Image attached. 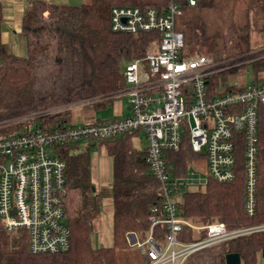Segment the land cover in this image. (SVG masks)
<instances>
[{"label":"trees","instance_id":"16d2710c","mask_svg":"<svg viewBox=\"0 0 264 264\" xmlns=\"http://www.w3.org/2000/svg\"><path fill=\"white\" fill-rule=\"evenodd\" d=\"M168 1L85 0L80 4H48L45 0H27L22 20L26 53L22 55L10 51L1 42L4 17L0 2V122L42 111L38 124L52 131L78 123L73 120L72 109L67 108L70 105L95 110L112 106L127 89L123 65L145 57L161 42L158 30L137 34L112 30V7L163 9ZM182 8L177 29L184 33L187 54L211 55L218 63V70L207 80L210 91L226 93L245 88L232 83L231 78L246 65L254 70V83L263 81L264 49L256 50L251 39L255 33H264V0H200L194 7L184 1ZM224 9L230 34L207 20L210 10L223 13ZM45 12H49L48 20ZM52 47L59 81L51 91L43 92L41 55ZM258 116L255 214L250 216L246 209L244 145L240 142L234 180L210 179L203 187H187L177 192L176 203L184 220L193 225L219 221L229 230L264 223V104ZM6 130L0 129V133ZM140 134V130H126L99 140L65 141L57 145L56 154L66 162L63 204L71 231V248L60 253L34 254L25 233H9L0 225V264H146L143 257L130 252L134 246L130 245L128 235L133 233L146 239L152 226L151 217H163V196L161 184L147 161V147L134 146L133 139ZM95 149L103 150L112 160L109 190H98L93 182L91 153ZM165 158L168 171L178 179L187 177L189 165L199 161L203 165L205 160L203 154L193 151L187 133L179 149L166 151ZM106 196L113 199V244L95 246V223ZM153 235L165 244L167 226L156 224ZM203 236L205 232L200 235ZM177 239L186 243L194 241L195 230L183 224ZM229 253L240 254L242 264H260L259 258L264 260V231L226 241L221 264H226Z\"/></svg>","mask_w":264,"mask_h":264},{"label":"built area","instance_id":"2783aa9c","mask_svg":"<svg viewBox=\"0 0 264 264\" xmlns=\"http://www.w3.org/2000/svg\"><path fill=\"white\" fill-rule=\"evenodd\" d=\"M184 1L194 7L200 0H169L163 9H111L114 31L161 32L155 50L123 65L127 89L122 96L130 100V115L52 131L39 126L42 111L0 122V129L7 128L0 133V225L9 233H25L32 253L66 252L72 244L63 204L66 162L56 154V146L65 141L99 140L126 130L146 134L147 161L162 187L163 217H151L146 239L128 235L130 245L140 249L146 264H185L197 252L264 231V223L229 230L223 222L193 225L179 215L176 195L180 189L203 187L210 179H235L240 142L244 145L246 209L250 216L255 214L258 113L264 104V81L226 93L208 89V77L218 70V63L207 54H187L184 33L177 29ZM186 133L193 151L203 154L205 160L201 167L198 164L199 169L189 165L186 178H173L165 152L178 150ZM159 223L168 229L165 244L153 235V227ZM183 224L195 230L194 241L177 239ZM203 232L205 236L200 237Z\"/></svg>","mask_w":264,"mask_h":264},{"label":"rangeland","instance_id":"374dc122","mask_svg":"<svg viewBox=\"0 0 264 264\" xmlns=\"http://www.w3.org/2000/svg\"><path fill=\"white\" fill-rule=\"evenodd\" d=\"M226 9H224L223 13H220L215 10H210L207 14L208 22L216 28H222L223 30L228 31V17L224 13ZM49 12L44 13V17L48 20ZM228 34V36H229ZM228 41L230 38L228 37ZM252 46L256 47V50L264 49V33H255L251 39ZM211 56V55H210ZM42 61V69H41V81H40V89L43 92H49L52 90L53 86L59 81V73L58 67L56 63V56L54 48H50L46 53L41 55ZM264 77V73L262 74ZM264 81V79H263ZM231 82L238 85L249 86L255 82L254 70L250 65L244 66L241 70L237 72L236 75H233L231 78ZM75 106V105H74ZM70 105L68 108L72 109L73 120L78 123H93L97 120H109L114 118L115 116L118 118H124L127 115L131 114V104L130 100L127 96L119 97L112 106H109L105 109L95 110L94 108H85L81 106ZM134 146L139 149H143L148 146L149 141L144 132H141L140 136H137L133 139ZM110 158L106 155L103 150L95 149L91 153V161H92V173L94 179L98 178V174L101 171V165ZM202 166V161L195 163L192 165L193 168H198ZM196 166V167H195ZM199 169V168H198ZM96 187L98 190L101 189L100 183L98 180H95ZM190 188H194V186H190ZM109 190V189H108ZM109 196H106V200H108ZM108 206L112 207L110 203V199L108 200ZM104 217L107 218L106 213H102L96 220L95 223V232L93 235V244L95 246H102L108 243V238L110 233H112L111 225L109 222V217L106 219L108 222L105 223ZM130 252L133 255H136L138 258L142 257L141 251L137 247H132ZM223 252L222 246H213L209 247L203 251L195 253L186 264H221V254ZM143 259V258H142ZM260 264H264V260L259 258Z\"/></svg>","mask_w":264,"mask_h":264},{"label":"crops","instance_id":"0c3cea01","mask_svg":"<svg viewBox=\"0 0 264 264\" xmlns=\"http://www.w3.org/2000/svg\"><path fill=\"white\" fill-rule=\"evenodd\" d=\"M45 1L48 4H80L85 0H45ZM0 2H2L3 4V17H4L1 42L6 44L10 51L16 54H21V55L25 54L26 42L22 34V20H23L24 11L27 6V0H0ZM114 118L116 119L118 117L115 116ZM100 170L101 171L98 174V178L94 179L93 177V182L96 185L95 180H98V183H100L101 185L100 190L108 189L110 188L112 182L111 158L110 160L105 161L101 165ZM106 199L107 198L105 197L103 200V208L101 214L105 212L107 218L109 217V222L108 220H106L107 219L106 217H104V221L105 223L106 222L110 223L112 229L113 214H114L113 199L111 197H108V200L110 199V203L112 204V207L108 206L109 201ZM112 244H113V236L112 233H110V236L108 238V243L106 244V246H111Z\"/></svg>","mask_w":264,"mask_h":264},{"label":"water","instance_id":"95a60500","mask_svg":"<svg viewBox=\"0 0 264 264\" xmlns=\"http://www.w3.org/2000/svg\"><path fill=\"white\" fill-rule=\"evenodd\" d=\"M93 190H96V187L93 186ZM226 264H242L241 256L238 253H229L226 255Z\"/></svg>","mask_w":264,"mask_h":264}]
</instances>
